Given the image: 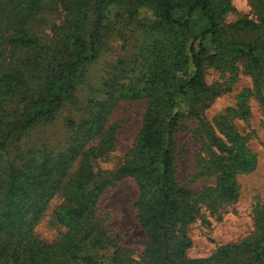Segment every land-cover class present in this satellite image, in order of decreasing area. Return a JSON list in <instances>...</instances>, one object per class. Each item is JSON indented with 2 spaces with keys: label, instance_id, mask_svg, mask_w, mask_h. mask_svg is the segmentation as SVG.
<instances>
[{
  "label": "trees",
  "instance_id": "1",
  "mask_svg": "<svg viewBox=\"0 0 264 264\" xmlns=\"http://www.w3.org/2000/svg\"><path fill=\"white\" fill-rule=\"evenodd\" d=\"M115 4L128 20L124 27L140 30L143 36L157 35L155 31L169 27L188 28L196 9L208 26L193 32L173 60L161 61L144 73L138 70L136 75L133 60L122 61L105 73L100 86H92L87 82V70L103 51V39L108 38L111 26H105L104 21ZM144 5L154 10L155 20L145 22L135 16ZM176 8L185 13L182 19L174 16ZM230 9V0H0V264H94L91 253L106 238L94 215L105 181L88 167L70 179L66 176L76 148L98 133L115 102L142 95L150 100L136 146L140 156L148 158L121 166L116 173L133 177L138 186L134 204L146 235V264H264V203L254 216L253 232L221 246L209 258H188L191 240L176 226L178 220L194 219L197 211L190 190L178 185L174 176L173 134L181 116V101L217 94L205 83L203 62L220 56L208 54L205 42L209 37L225 38L224 16ZM229 27L263 30L250 42L231 45L264 70V59L254 55L264 50V19L243 17ZM171 68L179 70L180 77L157 87ZM147 75L153 79L149 87L152 80H147ZM83 86H88L81 103L86 118L78 124L69 122L73 133L67 149L53 152L44 143L36 145L32 130L65 104H77V91ZM261 94L264 105V90ZM191 111L197 115L195 109ZM209 139L230 161L222 164L224 177L215 188L221 198L235 199L234 175L237 170L254 169L255 158L235 152L213 134ZM57 194L65 200L53 218L68 230L58 241L47 242L38 238L35 227Z\"/></svg>",
  "mask_w": 264,
  "mask_h": 264
},
{
  "label": "rangeland",
  "instance_id": "2",
  "mask_svg": "<svg viewBox=\"0 0 264 264\" xmlns=\"http://www.w3.org/2000/svg\"><path fill=\"white\" fill-rule=\"evenodd\" d=\"M187 0H183L185 2ZM231 9L224 16L226 36L209 37L205 42L208 54L219 58L203 62L206 85L217 92L203 94L199 100L183 99L177 130L173 134L175 151V180L191 192L196 207V216L191 221L178 220L177 227L191 240L186 250L190 259L209 258L221 246L238 242L254 230V216L264 203V70L252 65L249 58L236 52L233 42H250L258 32L239 31L229 25L248 17L256 21L264 19L262 0H230ZM119 6L112 5L106 16L105 26L111 25L108 38L103 39V51L88 67L87 82L100 86L105 73L122 61L133 60L136 71L158 67L160 62L173 60L187 46L191 34L205 29L208 24L196 9L188 28L177 26L165 28L157 35L143 36L140 30L124 27L126 15H120ZM182 19V9L174 11ZM139 20L150 22L156 19L154 10L144 5L135 12ZM60 17L55 19L59 23ZM132 22V21H130ZM122 32L125 37H122ZM229 43H228V42ZM264 59V50L254 53ZM131 64V63H130ZM149 64V65H148ZM172 69V68H171ZM171 70L157 87L172 84L180 77L179 70ZM148 87L153 79L147 75ZM143 86V81L139 84ZM77 91L78 103H67L59 108L45 123L31 132L36 145L44 143L51 151L65 150L71 140L72 127L85 120L84 93L88 86ZM82 88V87H81ZM149 98H122L108 111L101 129L86 141L70 162L66 179L77 176L81 168L88 167L104 180L94 208L105 241L91 253L94 264H146L144 249L146 235L138 223L135 201L138 186L131 176H121L116 170L121 166L147 159L137 151V137L142 125ZM197 111V115L192 113ZM191 111V112H190ZM162 115L165 110H160ZM220 138L235 152L255 158V167L248 171H236L237 197L221 198L216 186L224 177L222 164H230L227 154L218 151L210 135ZM211 138V137H210ZM234 152V153H235ZM223 159V160H222ZM222 163L218 164V161ZM216 189V190H215ZM65 198L57 194L50 199L48 207L35 227L39 239L58 241L68 230L55 222V210Z\"/></svg>",
  "mask_w": 264,
  "mask_h": 264
}]
</instances>
